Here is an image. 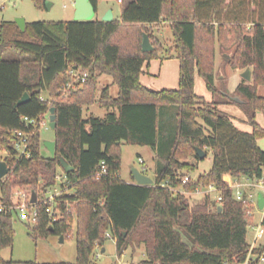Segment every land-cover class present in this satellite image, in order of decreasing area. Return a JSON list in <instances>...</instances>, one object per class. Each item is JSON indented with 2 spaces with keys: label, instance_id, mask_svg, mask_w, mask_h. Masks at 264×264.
<instances>
[{
  "label": "trees",
  "instance_id": "trees-1",
  "mask_svg": "<svg viewBox=\"0 0 264 264\" xmlns=\"http://www.w3.org/2000/svg\"><path fill=\"white\" fill-rule=\"evenodd\" d=\"M32 1L37 9L46 8V0ZM91 1L97 9L98 0ZM162 20L170 22L176 54H162L154 35ZM144 34L155 47L151 51H143ZM217 44L235 46L229 59L232 68L252 69V79L243 78L233 94L216 85ZM171 56L180 61L178 88L152 90L141 83L145 62ZM71 65L87 71L88 77L64 93ZM196 71L214 95L210 102L195 92ZM103 75H110L118 86L117 97L110 85L98 96ZM260 85L264 0H132L111 21H27L25 30L14 20L0 21V157L4 153L1 158L10 166L0 179V201L11 204L18 187L36 192L38 198L59 184L63 190L55 203L59 218L54 220L46 211L49 204L39 201L30 234L37 240L76 231L74 262L24 263L99 264L95 250L104 247L108 232L116 239L119 256L129 247L143 246V264L243 261L250 250L252 217L224 177L230 175L234 181L264 177V150L258 144L264 128L256 121L257 111H264ZM25 92L29 99L17 105ZM231 102L245 111L252 131L240 129L219 108ZM95 104L107 108L104 117L84 115ZM51 107L57 123L54 155L43 154L40 127L24 119L40 120ZM170 107L174 112L165 114ZM19 131L31 135L24 153L15 147ZM124 144L154 151L153 184L121 178ZM198 148L206 152L204 158ZM206 160L211 161L208 170L200 166ZM186 176L190 179L184 182ZM211 184L221 202L207 194L193 209L187 194L172 191L194 193ZM15 217L0 212V264L7 263L2 250L14 243ZM253 253L263 254L264 244Z\"/></svg>",
  "mask_w": 264,
  "mask_h": 264
},
{
  "label": "rangeland",
  "instance_id": "rangeland-1",
  "mask_svg": "<svg viewBox=\"0 0 264 264\" xmlns=\"http://www.w3.org/2000/svg\"><path fill=\"white\" fill-rule=\"evenodd\" d=\"M47 1L51 3L50 7H46L45 9L40 10L34 6L32 0H0L1 2L0 20H2L5 17V19H10L15 21L18 17H23V16L26 18L27 21L74 20L75 15L72 12L73 4L71 3L70 0H47ZM106 2H110V4L114 7L115 14L117 16L121 8V4L118 2V0H101L100 3L101 11L103 10V6L105 5ZM104 15H102V17L100 14L95 15L94 19L96 18L102 19ZM159 43L163 47L162 54H170V55L176 54L175 40L172 35L164 36L163 41H160ZM166 46L169 47V49H166ZM217 47H219V54H220V58L219 56H217V67L221 68L222 66H224L227 69H229L231 67L229 63V59L233 54L235 46L233 45L229 48H224L220 44H217ZM5 56H10V54L5 53L4 57ZM240 70L245 71L246 69H240ZM179 77H180V66H179ZM110 83H112V77L110 75H103L100 84L98 86V96L100 95L101 88L102 87L104 88V86H107ZM100 85H102V87ZM260 86L264 88V85H260ZM165 89H176V88H165ZM111 90H112V95L114 97H117L119 93L118 86L113 85ZM43 96L45 98H48V93L44 92ZM219 108L223 110V112H225L226 114H228L226 112L227 109L230 108V110L233 113L235 112L234 114L236 116H241V117L244 116L245 119L247 118L245 111L237 103H232V102L223 103L219 106ZM91 109L93 114L99 117H104L108 112L107 108L101 107L98 104L94 105ZM49 114L50 113H48V115ZM88 114L89 113L87 111H84L85 116H88ZM256 120L257 122L264 124L263 113H260V115L257 117ZM40 132L43 139V149H46L44 146V141L54 140L53 138L54 130L51 127H47V125L43 124L40 129ZM258 144L264 149V136L258 139ZM47 154H49V152H47ZM4 156L5 154L1 153V157ZM139 156L143 158V162L145 163H142L140 161ZM144 164L148 166V171L146 170ZM202 166L208 169L211 167V162L209 160L203 161ZM134 168L140 169L141 171L149 174L153 179H155L156 164H155V159L153 157L152 149L150 147L148 146L143 147V146L129 145V144H125L123 146L122 171H121L122 177L125 180H132V176H133L132 171ZM242 189L252 191L256 197L258 196L259 193L258 187L245 186L242 187ZM21 190L30 191L29 189L22 187L15 188L13 191L14 199L17 198V193ZM43 197L44 196L42 195L38 196V198L40 199H42ZM188 197L190 202L189 203L190 209H193L196 206V204L204 200L205 195L195 194V195H190ZM214 200L216 199L214 198ZM254 209L260 211L258 206L254 207L253 210ZM259 216H260L259 214H255L254 217L251 218V222L258 223ZM29 223L30 222L27 220L19 219L17 216L15 217L14 243L12 246L6 247L2 250V257L4 258L5 261H7V263H3V264H25L24 262L27 261H34L39 263H46V262L56 263V262H74L76 260L77 245H76L75 229L72 231V233L63 237V239H61V236L59 235H50L48 238H39L35 240L30 234ZM253 233H254L253 229L248 227L247 240L250 244L252 242ZM184 239L187 242H189L186 236H184ZM262 240H264V237L262 238ZM104 248L105 251H102V248H97L95 250V254L100 253V257L95 258L99 264H143V260L146 259L145 249L143 246L137 248L135 247V249L129 247L121 256H119L116 248V239H114L113 237H110L105 242Z\"/></svg>",
  "mask_w": 264,
  "mask_h": 264
},
{
  "label": "crops",
  "instance_id": "crops-1",
  "mask_svg": "<svg viewBox=\"0 0 264 264\" xmlns=\"http://www.w3.org/2000/svg\"><path fill=\"white\" fill-rule=\"evenodd\" d=\"M70 1L73 4L72 12L74 14L75 13V0H70ZM130 1H132V0H122V2H119V0H118V2L121 4V6L123 4H125V3L130 2ZM227 2H232V0H227ZM100 3H101V0H98L97 9H96V15L100 14L101 17H102V15L106 14V12L109 9H111L113 11L114 18L120 16L121 8H120V11L118 12V15L116 16L115 9L110 4V2H106L105 3V5L103 6V10L102 11H101V7H100L101 6ZM4 20L5 21H12L10 19H5V17L2 20H0V21H4ZM25 20H26V18H25ZM26 22H27V20H26ZM169 24H170L169 21L162 20L155 27L154 35L160 41H163L164 36H166V35L171 36L172 35V32H171ZM166 49H169V47L166 46ZM217 56H219V58H220L219 47L216 48V54H215V73H216L215 81H216V85L221 89V91H223V93L233 94L235 92L237 86L242 82V79H243L242 73H243V71H241L239 68L238 69H233V68L230 67L229 69H227L224 66H222L221 68H218L217 67ZM179 66H180V61H179V59L176 56H171V57H168V58L159 57V58H156V59H152V60H150L148 62H145L144 66H143V70H142L141 76H140V81H141V83L143 85H145L146 87H148V88H150L152 90H160V89H165V88H178V85H179ZM102 77L103 76L100 77L99 81H101ZM223 82H224V85H223ZM108 85H110V91H111V94H112V90L111 89H112L113 85H115V84H113V79H112V83H110ZM220 85H221V87H220ZM100 86L102 87V85H100ZM102 89H103V87L101 88V90ZM262 91H263V93H262ZM195 92H196V94L198 96L203 97L206 101H209V102L212 101L213 98H214L213 93L210 90H208V88L206 86V82L200 76L198 71H196V74H195ZM258 94L261 95V96H264V88H262V86H260L258 88ZM95 105H97V104H95ZM93 106H90V107H88L85 110V111H87L89 113L88 115L93 114L92 109H91ZM165 110H166L165 114H168L169 112L170 113L174 112L175 109L170 107V108H167ZM224 111H226V110H224ZM166 112H168V113H166ZM226 112L232 117V119L234 120L235 124L240 129L245 130V131H252V126L248 123L247 118L245 119L244 116H242V117L241 116H236L234 114L235 112L233 113L230 110V108H228ZM260 113H263V115H264V111H257L256 119L260 115ZM166 118H168L167 115H166ZM165 120H167V119H165ZM167 121H169V119ZM258 123L264 128V124H261L260 122H258ZM152 152H153V157L155 159V153H154L153 150H152ZM140 158L143 160V158L141 156H139V159ZM143 163H145V162H143ZM155 164H156V160H155ZM200 166L203 167L202 163H200ZM145 168L148 171V166L145 165ZM155 172H156V168H155ZM197 175H198V173H195V174H193V177H196ZM227 177H228V179H227ZM121 178L123 180H125L122 177V175H121ZM225 179L226 180H232V177L230 175H226ZM125 181L130 182V183H135L136 182L134 180L133 176H132V180H125ZM241 181L243 182L244 179H242ZM258 190H259V193H260L261 191H260L259 188H258ZM259 193H258V195H259ZM208 194L211 195L213 199L214 198L216 199L217 196L219 195V192L218 191H213V192L208 193ZM190 195H195V193L188 194V196H190ZM215 201H217V199ZM260 211H257L256 209H254L253 210V215L251 216V217H254L255 214H259L260 215L259 216V222L261 221V219L263 218V215H264V211L262 209H260ZM258 223H253V224L256 225ZM254 233H255V231H254ZM254 233H253V237H254ZM262 238H260L258 240V244H264V240H262ZM102 251H105L104 247L102 248Z\"/></svg>",
  "mask_w": 264,
  "mask_h": 264
},
{
  "label": "built area",
  "instance_id": "built-area-1",
  "mask_svg": "<svg viewBox=\"0 0 264 264\" xmlns=\"http://www.w3.org/2000/svg\"><path fill=\"white\" fill-rule=\"evenodd\" d=\"M119 2H122V0H119ZM69 75L70 80L67 82L65 86H63L62 91L65 93L69 91L70 89H75L79 84L84 83L88 77V72L84 71L82 69H78L74 66H69ZM27 122L36 124L40 127H42L43 124L47 125V127H50L49 115L48 113L43 114L41 116L40 120L31 119L29 117L24 118ZM18 140L15 143L16 149H18L21 153H24L26 151V147L28 145V140L31 135H27L22 133L21 131L17 132ZM140 161L143 163V160L140 158ZM102 164L104 165L105 162L103 161ZM104 167V171H105ZM58 181L60 182L62 180V176H58ZM190 177L186 176L184 178V182L189 181ZM225 179V177H224ZM244 181H234L232 180H226L230 186L234 188V197L241 201L246 207H247V214L252 216L253 215V208L258 206V196L256 197L252 191L243 190L242 187H258L261 192L264 193V177L262 178H255V179H249V178H243ZM165 186V184H163ZM62 188L59 184L56 186L50 188L47 192V194L42 198L38 199L36 202H32V192L31 191H25L21 190L17 193V198L14 199V201L11 204L6 205L5 203L0 201V212L4 213H10L13 215H16L19 219L27 220L30 223H33L36 220L37 217V208L36 204L39 201H43L47 205L46 211L52 216L54 220L59 218L60 211L56 209L55 203L57 201V198L62 195ZM172 191L174 193H187L182 188H172ZM213 191H218L217 187L213 184L209 185L207 189H197L194 193L197 195H207L208 193H211ZM217 202L220 203L222 198L220 195L217 196ZM264 211V209H262ZM248 227L252 228L255 233L254 237L252 239V242L250 244V250L246 256V258L238 263H230V262H224L223 264H264V253L263 254H254L253 249L257 247L258 240L264 236V215L261 221L254 225L252 222L249 223ZM108 237H111L110 233L108 232L106 234ZM97 248H101L100 246H97ZM100 253L95 254V258H99Z\"/></svg>",
  "mask_w": 264,
  "mask_h": 264
},
{
  "label": "water",
  "instance_id": "water-1",
  "mask_svg": "<svg viewBox=\"0 0 264 264\" xmlns=\"http://www.w3.org/2000/svg\"><path fill=\"white\" fill-rule=\"evenodd\" d=\"M50 2L46 0V7H50ZM75 17L74 20H93L96 15V7L92 3L91 0H75ZM106 21H111L114 19L113 11L109 9L104 17L102 18ZM17 24L20 26L22 30H25L26 28V20L24 17H18L16 20ZM143 51H151L155 47L151 43L150 37L148 34H144L143 42H142ZM242 77L247 80L252 79V69L247 68L242 73ZM30 95L28 92H25L23 96L17 101V105H21L25 103L29 99ZM49 124L50 127L54 130L56 128V114H55V107H51L49 110ZM44 146L46 149L43 150V154H46L49 152L51 155L55 154V148H56V142L55 140H45ZM198 153L200 154L201 158H204L206 155V152L198 148ZM10 171V166L8 163L0 157V179L5 177ZM133 178L136 181L137 184H153L154 179L150 177L145 172L141 171L138 168H134L132 171ZM37 201V194L36 192H32V202ZM258 207L260 209H264V193L260 192L258 195ZM220 209V207H219ZM61 239H63V236H61Z\"/></svg>",
  "mask_w": 264,
  "mask_h": 264
}]
</instances>
